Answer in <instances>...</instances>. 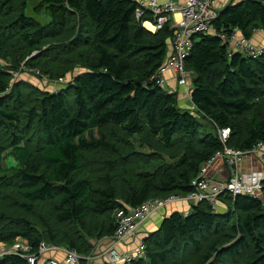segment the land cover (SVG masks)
Returning <instances> with one entry per match:
<instances>
[{
	"label": "trees",
	"instance_id": "16d2710c",
	"mask_svg": "<svg viewBox=\"0 0 264 264\" xmlns=\"http://www.w3.org/2000/svg\"><path fill=\"white\" fill-rule=\"evenodd\" d=\"M30 1L0 0V243L30 248L0 264H30L43 242L89 257L115 236L119 210L191 194L224 148L219 130H231L229 148L264 144V54L231 57L219 36L264 31V0L233 3L194 40L189 108L152 80L171 57V24L147 30L130 0ZM23 66L65 88L15 80ZM146 140L151 152L137 151ZM221 202L172 213L127 264H264V192Z\"/></svg>",
	"mask_w": 264,
	"mask_h": 264
},
{
	"label": "built area",
	"instance_id": "2783aa9c",
	"mask_svg": "<svg viewBox=\"0 0 264 264\" xmlns=\"http://www.w3.org/2000/svg\"><path fill=\"white\" fill-rule=\"evenodd\" d=\"M137 4L136 18L145 17L152 19L144 21L143 25L149 31L157 32L165 25L171 24L175 30L172 42V53L166 65L152 77L157 84L163 85L171 76L177 86L184 88L190 98V76L186 70V60L191 55L194 40L201 36L213 35V24L219 18L216 8L218 0H130ZM152 27V30H150ZM218 35V34H217ZM223 41L230 43L231 52L255 59L264 54V47L255 46L248 40L240 38L238 29H232L229 33L219 35ZM29 73L41 75L35 69H28ZM45 78V77H43ZM66 83L60 80V84ZM188 91V92H187ZM191 99V98H190ZM195 109V108H193ZM231 134L230 129L219 130V137L223 144V150L216 153L210 161L205 163L197 178L193 181L194 191L187 196L173 195L164 199L149 200L138 208L128 212L121 209L116 213L119 224L118 231L112 239L110 246L102 255L107 264H127L137 258H145L144 243L133 252L122 250L126 241L138 236L139 229L153 215L177 203L197 205L206 202L213 211H218L221 198L230 196L235 199L238 196H250L260 199L264 192V144L258 143L251 150H237L226 146ZM249 160L250 168L243 165ZM256 163V166L253 164ZM258 167V168H256ZM225 172L223 182L211 178V174ZM14 251L10 253H29V242L19 240ZM26 244L27 247H23ZM5 255V254H4ZM56 255H62V262L56 259ZM3 255H0V257ZM93 257H83L76 250L62 247L56 244L41 243L38 253L27 255L30 264H85Z\"/></svg>",
	"mask_w": 264,
	"mask_h": 264
},
{
	"label": "crops",
	"instance_id": "0c3cea01",
	"mask_svg": "<svg viewBox=\"0 0 264 264\" xmlns=\"http://www.w3.org/2000/svg\"><path fill=\"white\" fill-rule=\"evenodd\" d=\"M233 1V3L241 1V0H218L216 8L219 10H223L225 9L231 2ZM252 42L255 45L264 47V31H260L255 33V35L252 38ZM169 79L168 82V87L171 88V92L173 91H177V98H178V102L179 104L183 107V108H189L190 107V98L189 96L186 94V90L184 88H179L176 86V82L171 79L172 77L169 76L167 77ZM191 88V87H190ZM184 90V91H183ZM191 91V90H190ZM193 108V106H192ZM249 160L246 161V163L243 165L244 168H250L249 166ZM253 166H256V163L253 164ZM258 168V167H256ZM225 177V172L221 171L220 173H216V174H211V178L219 181V182H223ZM223 203H221V205H219V209H223ZM192 209V206L189 205L188 203H179V204H174L172 206L167 207L166 209L162 210L160 213L153 215L151 217V219L149 221H147L144 225H142L139 229L138 232V236L137 239L135 240V242L133 243V245L131 247H135L140 245L141 242H143V239L146 238L149 234H151L152 232H155L157 230H159L162 222L164 219H166L168 216H170L172 213L178 212V213H189L190 210ZM129 242V241H128ZM128 243L126 242L124 244L125 247H127ZM139 247V246H138ZM56 259H58L60 262H62L63 258L62 255H56L55 256Z\"/></svg>",
	"mask_w": 264,
	"mask_h": 264
},
{
	"label": "rangeland",
	"instance_id": "374dc122",
	"mask_svg": "<svg viewBox=\"0 0 264 264\" xmlns=\"http://www.w3.org/2000/svg\"><path fill=\"white\" fill-rule=\"evenodd\" d=\"M40 2H41V0H33V2L30 1V5H31L30 9L34 8ZM40 18L43 21L45 20L44 15H41ZM149 28H150V30H152V27L149 26ZM255 46H257V45H255ZM35 57H36V55H35ZM26 71H28V68H26V67L23 66L22 69H20L18 71V73H16V74L13 75L14 79L17 80V81H26V82H29V83L33 84L34 86L38 87L41 90L51 91V92L56 91V89L62 90L63 87H64L62 85L66 84L65 82L63 84H55V83L49 81V79H47V78H43V77L38 78V77L35 76L36 74L29 73V72H26ZM81 72H82L81 70L75 71L74 76L79 75ZM70 80L71 79H68L67 82H69ZM206 131L207 132H212L210 129H207ZM95 135L96 136H99L98 131H96V134ZM133 142H134V144L136 143V141H133ZM139 143H140V141H138V144L135 146V149L137 151L142 152V153H150L151 152V150H149V148L151 147L150 146V140H146L145 142H143V143H145V144L148 145V148H142ZM177 204H179V203H177ZM136 239H137V237H134L129 242L126 241L128 243V245H127V247H125L124 245H122L123 246L122 247V250L123 251H125V250H131V251L134 252L138 248V246H139L138 245V246H135V247H131L133 245V243L135 242ZM17 244H20L19 243V240L13 246H8V245H5L4 243H0V255H4L6 253L7 254H10V251H14L15 250V247H16ZM108 246H110L109 240H105V241H102V242L97 241L95 243V249H94V251L89 255V256H92L93 258L90 261H88V262L85 261V264H107L106 261H105V259H104V257H103V255H102V252L104 250L106 251L108 249L107 248ZM23 247H27L26 244H24Z\"/></svg>",
	"mask_w": 264,
	"mask_h": 264
},
{
	"label": "clouds",
	"instance_id": "9594fccd",
	"mask_svg": "<svg viewBox=\"0 0 264 264\" xmlns=\"http://www.w3.org/2000/svg\"><path fill=\"white\" fill-rule=\"evenodd\" d=\"M217 10H218L219 12H222L224 9H223V10H222V9H221V10L217 9ZM219 16H220V14H219ZM151 32H153V31H151ZM257 32H260V31H256V32H254V35H255V33H257ZM254 35H253V36H254ZM250 42H252V40H250ZM252 44H253V42H252ZM253 45H254V44H253ZM257 46H258V45H257Z\"/></svg>",
	"mask_w": 264,
	"mask_h": 264
},
{
	"label": "water",
	"instance_id": "95a60500",
	"mask_svg": "<svg viewBox=\"0 0 264 264\" xmlns=\"http://www.w3.org/2000/svg\"><path fill=\"white\" fill-rule=\"evenodd\" d=\"M232 4H233V1L223 10V12L226 11L228 8H230Z\"/></svg>",
	"mask_w": 264,
	"mask_h": 264
}]
</instances>
